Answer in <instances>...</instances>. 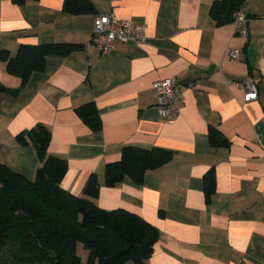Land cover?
I'll list each match as a JSON object with an SVG mask.
<instances>
[{"label":"crops","instance_id":"0c3cea01","mask_svg":"<svg viewBox=\"0 0 264 264\" xmlns=\"http://www.w3.org/2000/svg\"><path fill=\"white\" fill-rule=\"evenodd\" d=\"M93 15L72 16L63 0L22 6L0 0V52L14 56L20 45L75 43L82 50L46 58L42 72L25 87L5 71L0 84V163L33 179L40 161L16 135L37 125L50 132L47 153L66 161L60 186L81 197L87 178L100 185L93 202L108 211L126 210L159 232L148 264H264V0H244L246 37L231 24L215 26L214 0H90ZM114 12L119 20L146 25L142 45L117 44L101 53L86 48L93 21ZM239 51L237 59L228 50ZM183 84L180 113L165 122L156 106L155 82ZM253 80L256 100L229 81ZM189 83L193 86L190 87ZM94 102L101 130L92 132L75 109ZM227 138L213 147L208 129ZM124 146L169 150L172 160L148 171L141 185L130 180L106 187L104 166L118 161ZM214 171L215 190L206 200L203 177ZM81 264L88 253L77 246Z\"/></svg>","mask_w":264,"mask_h":264},{"label":"trees","instance_id":"16d2710c","mask_svg":"<svg viewBox=\"0 0 264 264\" xmlns=\"http://www.w3.org/2000/svg\"><path fill=\"white\" fill-rule=\"evenodd\" d=\"M17 6L38 0H7ZM244 0H214L209 17L215 26L234 21ZM63 11L72 16L93 15L96 8L90 0H63ZM75 43L20 45L14 56L0 52L8 75L20 80L18 89L26 86L33 73L42 72L49 56H66L82 50ZM0 84V94H15ZM92 132L101 130L96 105L90 101L75 109ZM213 147L228 148L230 143L218 130L208 129ZM21 146H32L40 161L33 179L14 172L0 163V264H81L77 246L88 253L86 264H148L158 229L140 216L126 210H104L93 200L100 185L91 174L82 196L62 189L60 183L67 171L66 161L47 153L50 132L42 126L21 132L15 137ZM173 153L153 147L143 149L124 146L118 161L104 166V184L113 187L124 180L141 185L145 174L169 163ZM206 200L215 190L211 169L203 177Z\"/></svg>","mask_w":264,"mask_h":264},{"label":"built area","instance_id":"2783aa9c","mask_svg":"<svg viewBox=\"0 0 264 264\" xmlns=\"http://www.w3.org/2000/svg\"><path fill=\"white\" fill-rule=\"evenodd\" d=\"M248 18L241 12L234 16L233 25L236 32L244 37L248 35ZM146 25L131 20L121 21L114 12L105 15H98L93 21V32L91 40L86 48L93 47L101 53L114 50L117 44L142 45L146 42ZM231 59L239 57L236 49L228 50ZM228 85L234 86L244 92V102L256 100L258 97L257 84L253 80L229 81ZM183 84L175 79H162L154 83L153 89L156 93V106L162 119L172 123L180 113L181 89ZM192 87L193 84L189 83ZM260 146L264 150V145Z\"/></svg>","mask_w":264,"mask_h":264},{"label":"water","instance_id":"95a60500","mask_svg":"<svg viewBox=\"0 0 264 264\" xmlns=\"http://www.w3.org/2000/svg\"><path fill=\"white\" fill-rule=\"evenodd\" d=\"M257 132L259 134V140L261 142L262 145H264V125H258L257 126Z\"/></svg>","mask_w":264,"mask_h":264},{"label":"rangeland","instance_id":"374dc122","mask_svg":"<svg viewBox=\"0 0 264 264\" xmlns=\"http://www.w3.org/2000/svg\"><path fill=\"white\" fill-rule=\"evenodd\" d=\"M86 263V262H85Z\"/></svg>","mask_w":264,"mask_h":264}]
</instances>
